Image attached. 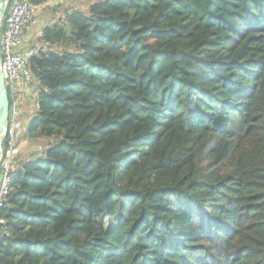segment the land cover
<instances>
[{"label":"trees","instance_id":"obj_1","mask_svg":"<svg viewBox=\"0 0 264 264\" xmlns=\"http://www.w3.org/2000/svg\"><path fill=\"white\" fill-rule=\"evenodd\" d=\"M82 1L30 39L0 264H264V0Z\"/></svg>","mask_w":264,"mask_h":264},{"label":"built area","instance_id":"obj_2","mask_svg":"<svg viewBox=\"0 0 264 264\" xmlns=\"http://www.w3.org/2000/svg\"><path fill=\"white\" fill-rule=\"evenodd\" d=\"M33 21V5L31 0H15L8 7L1 19L0 27V57L4 73L5 87L9 96V117L7 143L4 155L0 160V206L9 192L13 157L17 153L16 138L22 129L20 106L21 91L31 80L28 69V59L36 49L33 46L22 48L24 32L30 28ZM37 35L39 29L35 30ZM3 220L0 219V223Z\"/></svg>","mask_w":264,"mask_h":264},{"label":"rangeland","instance_id":"obj_3","mask_svg":"<svg viewBox=\"0 0 264 264\" xmlns=\"http://www.w3.org/2000/svg\"><path fill=\"white\" fill-rule=\"evenodd\" d=\"M70 5L83 8V7H85L86 3L82 0H50L49 2L42 4L38 7L37 6L33 7V20L36 17H41L42 21H47L48 17H51L52 15H54L56 18L59 16H62L64 9ZM34 27L35 26H34V23L32 21V25L30 26V28H32V30H33ZM34 91H35V88L33 87V88L27 90L26 91L27 93H23L25 103H26V101H29L30 103H31V101H33ZM29 105L30 104H28V107H29ZM21 112H23V111L20 108V113ZM29 147H31V146H29ZM40 147H41V144L39 143V144H35L32 148L34 149L35 152L38 153L41 151ZM27 148H28V143H26L25 141L22 140L21 143L19 144V149L25 150Z\"/></svg>","mask_w":264,"mask_h":264},{"label":"water","instance_id":"obj_4","mask_svg":"<svg viewBox=\"0 0 264 264\" xmlns=\"http://www.w3.org/2000/svg\"><path fill=\"white\" fill-rule=\"evenodd\" d=\"M9 0H0V27L1 19L7 9ZM9 96L8 91L5 87L4 73L1 68V57H0V160L5 153L7 143V126L9 117Z\"/></svg>","mask_w":264,"mask_h":264},{"label":"crops","instance_id":"obj_5","mask_svg":"<svg viewBox=\"0 0 264 264\" xmlns=\"http://www.w3.org/2000/svg\"><path fill=\"white\" fill-rule=\"evenodd\" d=\"M51 17H48L47 21H42L41 20V17H36L34 20H33V23H34V30H32V28L26 30L24 32V36H23V44H22V48H25V47H28V46H31V37H32V34L34 33L33 31H35L36 29H39V28H42L44 25L48 24L49 21H50ZM23 92V91H22ZM21 97H22V111L21 112V119H22V122H23V127H25L27 121H28V116L30 114H32L35 109H36V94L33 93V101H31V103L29 101H26L25 103V100H24V97H23V93H21ZM28 104L29 107H28Z\"/></svg>","mask_w":264,"mask_h":264}]
</instances>
